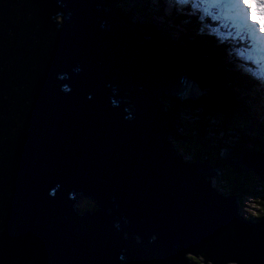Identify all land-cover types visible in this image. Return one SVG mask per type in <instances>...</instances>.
I'll return each mask as SVG.
<instances>
[{
    "label": "water",
    "instance_id": "obj_1",
    "mask_svg": "<svg viewBox=\"0 0 264 264\" xmlns=\"http://www.w3.org/2000/svg\"><path fill=\"white\" fill-rule=\"evenodd\" d=\"M104 1L0 0V264H264V221L171 149L183 66ZM225 149L264 182L263 154Z\"/></svg>",
    "mask_w": 264,
    "mask_h": 264
},
{
    "label": "trees",
    "instance_id": "obj_2",
    "mask_svg": "<svg viewBox=\"0 0 264 264\" xmlns=\"http://www.w3.org/2000/svg\"><path fill=\"white\" fill-rule=\"evenodd\" d=\"M152 2L111 0V11L125 27L135 26L141 32L149 33L152 38L163 42H171L172 39L178 41L174 47L167 43L164 45L169 46V51L177 59V63L183 66L186 77L193 78L191 80L201 89V95L197 99L185 102L174 99L163 101L168 110H183L186 113L182 119L181 139L175 142L177 149L184 159L189 158V163H208L220 169L222 179L215 184L216 189L228 196L237 197L238 206L241 207L239 211L244 218L256 224L263 222L264 182L251 173L240 174L231 170L220 153L225 147L238 151L256 149L264 155V107L260 106L257 113L254 110L255 103L264 102V90L255 85L259 84L256 79L254 82L248 76H239L242 74L240 72L227 69L222 63L221 52L201 49L199 40L193 41L190 38L202 37L201 25L196 19L183 18L181 22H177L173 32L165 25L156 24L155 20L149 24L135 25V18L139 14L147 15L148 11L156 13ZM190 25L194 29H191ZM222 51L225 54L226 50ZM201 52L207 57L201 59ZM226 56L230 57L231 53L227 51ZM234 61L235 59L232 61L233 67ZM231 75H235L234 78H231ZM230 131L233 133L229 134ZM249 200L258 206V210L249 212L246 216L244 207ZM84 205H87L85 208L88 210H97L95 204H91L89 200L85 201ZM200 257L190 256L187 262L205 264L204 259L207 258L201 255Z\"/></svg>",
    "mask_w": 264,
    "mask_h": 264
},
{
    "label": "rangeland",
    "instance_id": "obj_3",
    "mask_svg": "<svg viewBox=\"0 0 264 264\" xmlns=\"http://www.w3.org/2000/svg\"><path fill=\"white\" fill-rule=\"evenodd\" d=\"M212 1V3H217V4H221L222 6H223V1H221V0H211ZM103 3L104 2H102L101 4L103 5ZM125 3H127L126 1H125ZM152 5H155V6H159V2H157L156 0L155 1H153L152 3H151ZM173 5L175 6V7H178L176 4H175V2L173 3ZM109 7H110V4H109ZM125 7H128L127 5H125ZM103 9H105V7L103 6L102 7ZM107 9H109L108 7H107ZM170 9H172L171 7H166V8H162V11H159V13L156 15V17H155V23L156 24H158V25H165L169 30H171L170 29V27H169V21H167V20H165V16H168L169 15V11H170ZM179 9V8H178ZM185 9V8H184ZM106 10V9H105ZM107 11V10H106ZM221 11H222V9H221ZM110 12V11H109ZM109 12L107 11V15H106V17H107V19L108 20H114V21H117L119 24H120V22H119V20L110 12V14H109ZM189 13H194V10H192V9H190V12ZM246 14L243 12L242 14H240V15H238V21L239 22H241L242 20H244L243 18H244V16H245ZM258 15H259V17H260V19L258 18V17H256L255 18V22L256 23H254L255 25H261L262 23H263V17H264V14L261 12V11H259L258 12ZM203 16V15H202ZM203 18V17H202ZM140 21L139 23H146L147 21H149V22H153L154 21V14L151 12V11H148L147 12V15H145V16H138L137 17V20H136V18H135V22L136 21ZM158 21H159V23H158ZM213 21V20H212ZM253 22H254V20H252ZM117 22H116V24H117ZM109 24H111V22L110 21H105V28L107 27V26H109ZM264 24V23H263ZM202 26V25H201ZM262 32H259L260 34H262V35H264V31L263 30H261ZM251 34H255L256 36H257V38H259L260 40H262V41H264V37H261V36H259L257 33H256V30H252L251 31ZM208 35V34H207ZM199 45L201 46V49L203 48L202 47V44H201V40L199 41ZM220 44V43H219ZM221 45V44H220ZM226 48H227V46H226ZM164 49H165V47H164ZM260 49L261 50H263L264 51V43L263 44H261L260 45ZM166 50V49H165ZM204 57H207V56H204L203 55V52H201L200 53V58L201 59H203ZM263 59H257V60H253L252 62H253V64L254 65H256V64H261L262 66H263V68H264V63L263 62H261ZM173 64H174V62H172ZM234 72H237V70L233 67V66H231L230 67ZM185 76H187L186 74H185ZM187 79L188 78H190V77H186ZM191 79H193V78H191ZM190 79V81L193 83V80H191ZM192 83H190V84H192ZM186 85V84H185ZM193 86H195L194 84H193ZM196 87V91L194 92L195 94L193 95V96H190V97H192V98H188V100H193V99H196V97L197 96H199L200 95V92H201V89L200 88H198L197 86H195ZM185 88H186V90H188L189 88H187V85L185 86ZM262 95H263V97H264V93H262ZM257 96L259 97V93L257 94ZM177 98V97H176ZM182 99H184V98H182ZM260 106H263L264 107V102H262V103H255V108H254V110H255V112L257 113V112H259L260 111ZM165 109V108H164ZM176 128H178L179 129V132L181 133V126H177ZM171 144H173V147L171 148L172 149V151H174L175 152V154L176 155H180L181 153L179 152V150L177 149V146L175 145L176 143H171ZM189 158H186L185 157V159L184 160H182V162L183 163H185V164H190L187 160H188ZM186 162H188V163H186ZM221 174H222V171H221ZM213 176H211V178H212ZM217 178H212L211 180H212V182H214V183H218L219 181H221V177L219 176H216ZM213 184V183H212ZM210 186V185H209ZM211 187H214V188H216L215 187V185L213 184V185H211ZM214 188H212L213 190H214ZM217 190V189H216ZM216 190H214L215 191V193L216 194H218L219 196L221 195V192L220 191H216ZM84 199V200H83ZM83 200V202H85V201H87V200H90V199H88V198H83V197H79V201L81 202ZM94 204L95 203V205L94 206H96L97 207V205H96V202L95 201H93V200H91V204ZM88 205V204H87ZM87 205H84L83 207H86ZM241 208V207H240ZM244 209H245V211L247 212V214H249V212H254L256 209L258 210V206H256V204H254V203H252V201L251 200H249V201H247L246 203H245V207H244ZM238 210V209H237ZM248 210V211H247ZM89 211H91V209H89ZM237 215H238V213H237ZM241 216H242V219L244 220V221H246V222H251L250 220H248V219H246V218H244V216H243V214L241 213ZM187 256H191V254H188ZM200 257V256H199ZM200 260L201 261H203V259H202V257H200ZM190 263H192V262H190ZM201 264H203V263H201ZM227 264H238V263H227Z\"/></svg>",
    "mask_w": 264,
    "mask_h": 264
},
{
    "label": "clouds",
    "instance_id": "obj_4",
    "mask_svg": "<svg viewBox=\"0 0 264 264\" xmlns=\"http://www.w3.org/2000/svg\"><path fill=\"white\" fill-rule=\"evenodd\" d=\"M191 2H192V0H175V4H176L177 6H186V5H190ZM234 3L238 4L239 7H240V9H241V11L244 12V13L246 14V18H247L248 23H249L250 25H252V26L255 28L256 33H257L259 36L264 37V35L260 34L259 31H258V29L256 28V26L253 25V24L250 22V20L248 19V12H247V10L242 6V0H234ZM101 27L103 28V27H105V25L102 23V24H101ZM210 34H211V33H210ZM241 43H243V41H241ZM238 58H239V57H238ZM247 74L250 75L253 79L258 80V81L260 82L261 85H264V74L257 75L255 72H247ZM61 90L64 91V92H68V91H70V89L68 88L67 85L62 86V89H61ZM88 98L91 99V95H89ZM113 103H114V102H113ZM125 112L128 113L129 110H128V109H125ZM124 118L127 119V120H131V119H132V116H131V114H128V115H126ZM95 207H96V206H95ZM96 208H97V207H96ZM116 227H119V225L117 224ZM152 239H155V236H153ZM191 256H192V255H191ZM188 258H189V257H188ZM118 259H120L121 261H124V260H125V257H124V255H123V253L118 257Z\"/></svg>",
    "mask_w": 264,
    "mask_h": 264
},
{
    "label": "bare ground",
    "instance_id": "obj_5",
    "mask_svg": "<svg viewBox=\"0 0 264 264\" xmlns=\"http://www.w3.org/2000/svg\"><path fill=\"white\" fill-rule=\"evenodd\" d=\"M71 14H68V16H70ZM60 21L62 22V18L60 17ZM62 24V26H63V22L61 23ZM237 37H239V35H237ZM250 40H252V41H254L253 39H251L250 38ZM254 42H256V45L254 46V45H252L251 43H249L248 41H245L244 43H245V45H247V46H251V47H254L255 49H259V47H260V42H257V41H254ZM261 62H263L264 63V58H263V60L261 61ZM234 76L235 75H231V78L233 77L234 78ZM239 76H248V77H250V79L252 80V81H254L255 82V80L250 76V75H248V74H245V73H242V74H239ZM189 81V80H188ZM189 83H191V81H189ZM187 85V88H189L188 90H186L185 91V96H193L195 93V91H196V87L195 86H193V84H191V86L189 87V84H186ZM255 85L260 89V90H264V86H261L260 84H257V83H255ZM197 86V85H196ZM197 97H199V96H197ZM231 133H233V131H230L229 132V134H231ZM249 152H253V153H260V152H258L256 149H253L252 151H249ZM202 165H203V163H202ZM207 165H209V164H207ZM210 168H212V169H214V167H212L211 165H210ZM214 183V182H213ZM248 214H246V216H247ZM187 262V261H186ZM187 264H193V263H188L187 262Z\"/></svg>",
    "mask_w": 264,
    "mask_h": 264
},
{
    "label": "snow or ice",
    "instance_id": "obj_6",
    "mask_svg": "<svg viewBox=\"0 0 264 264\" xmlns=\"http://www.w3.org/2000/svg\"><path fill=\"white\" fill-rule=\"evenodd\" d=\"M238 6V4H236V3H234L233 5H232V7H237Z\"/></svg>",
    "mask_w": 264,
    "mask_h": 264
}]
</instances>
